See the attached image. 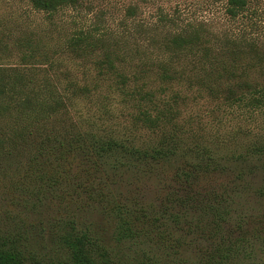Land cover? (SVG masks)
<instances>
[{
	"label": "trees",
	"instance_id": "trees-1",
	"mask_svg": "<svg viewBox=\"0 0 264 264\" xmlns=\"http://www.w3.org/2000/svg\"><path fill=\"white\" fill-rule=\"evenodd\" d=\"M26 1L52 21L92 10ZM250 1L225 0L226 14ZM126 11L122 29L100 14L64 43L97 53L102 81L59 71L31 36L0 63V264H264V53L179 6L156 21ZM66 197L43 255L3 221Z\"/></svg>",
	"mask_w": 264,
	"mask_h": 264
},
{
	"label": "rangeland",
	"instance_id": "rangeland-1",
	"mask_svg": "<svg viewBox=\"0 0 264 264\" xmlns=\"http://www.w3.org/2000/svg\"><path fill=\"white\" fill-rule=\"evenodd\" d=\"M92 5V10L86 18H77L73 11H68L63 17L52 21L43 13L33 9L26 0H0V63L18 62L20 56L14 50V40L21 37H32L42 44L48 42L49 50L53 57L60 58V70L68 69L81 77L84 81H91L93 77L102 81L105 75L99 74L102 67L96 54L93 57L77 58L73 52L62 54V49L68 35H71L78 26H91L95 23L97 15L102 16L103 24L115 30L123 28V22L128 18L127 8L136 5L139 8L138 18L144 21H156L158 8L164 7L170 13L175 6L182 10L183 19L196 23L207 24L216 35L220 37L233 36L240 38L247 36L258 43L264 53V0H251L248 10L238 17L231 19L225 11V0H87ZM77 21V25L74 23ZM3 47H8L3 50ZM75 57V59L73 58ZM11 59V60H10ZM73 61H72V60ZM53 200L46 206H37L31 212L23 213L20 209L12 212L3 211V221L11 226L14 232H22L28 238L30 247L33 246L38 255L46 251L44 247L52 248L50 229L55 228V223L60 217H69L73 212L67 204L72 200L66 197L64 201ZM20 212L23 213L20 216ZM92 216L98 217L96 214ZM91 216V217H92ZM57 244H55L56 246Z\"/></svg>",
	"mask_w": 264,
	"mask_h": 264
}]
</instances>
